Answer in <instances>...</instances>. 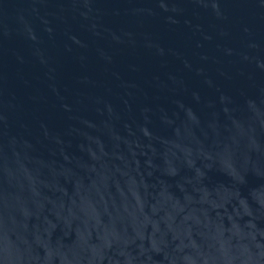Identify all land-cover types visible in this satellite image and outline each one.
Masks as SVG:
<instances>
[{"label":"water","instance_id":"obj_1","mask_svg":"<svg viewBox=\"0 0 264 264\" xmlns=\"http://www.w3.org/2000/svg\"><path fill=\"white\" fill-rule=\"evenodd\" d=\"M0 264H264V0H0Z\"/></svg>","mask_w":264,"mask_h":264}]
</instances>
